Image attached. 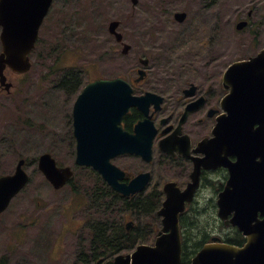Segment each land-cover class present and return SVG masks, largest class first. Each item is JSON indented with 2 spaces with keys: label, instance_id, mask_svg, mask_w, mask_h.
Masks as SVG:
<instances>
[{
  "label": "rangeland",
  "instance_id": "1",
  "mask_svg": "<svg viewBox=\"0 0 264 264\" xmlns=\"http://www.w3.org/2000/svg\"><path fill=\"white\" fill-rule=\"evenodd\" d=\"M254 6L263 21L264 43V0H138L136 5L130 0L54 1L30 55V71L19 76L9 73L14 87L0 96V175L12 174L23 159L29 176L25 189L0 214L4 264H80L79 245L87 244L79 239L85 237L84 205L93 184L92 170L74 165L75 144L67 139V120L76 93L67 89L63 75L80 71L78 87L119 74L136 77L142 58L149 61L142 89L180 87L205 75L209 64L217 72L246 53L244 32L235 26ZM175 10L186 13L184 22L173 19ZM113 20L120 21L118 31L130 46L126 56L109 35ZM44 152L59 166L72 168V186L61 190L50 186L37 169V158ZM139 169L147 170L145 165ZM128 170L138 172L136 167ZM153 172V184L165 176L156 167ZM213 196L208 190L199 197L205 211L195 207L191 219L202 234L228 238L231 229L210 206ZM131 219L138 224L135 215ZM78 228L82 236L66 234Z\"/></svg>",
  "mask_w": 264,
  "mask_h": 264
},
{
  "label": "water",
  "instance_id": "2",
  "mask_svg": "<svg viewBox=\"0 0 264 264\" xmlns=\"http://www.w3.org/2000/svg\"><path fill=\"white\" fill-rule=\"evenodd\" d=\"M136 4L137 0H131ZM52 0H0V88L8 92L10 84L6 83L5 69L26 73L30 70L29 54L33 51L40 26L49 10ZM179 21L184 14L176 15ZM120 22L109 23V33L117 41ZM244 23H239L240 30ZM129 47L124 45L126 54ZM264 51L253 62H263ZM146 65V61H141ZM241 64L236 63L231 70ZM142 79L145 73L139 71ZM235 80H240L237 76ZM252 86L238 85L239 94L251 93L256 102L247 107V111H232L226 118L221 117L217 124L216 136L227 147L236 146L238 157L233 166H229L230 179L225 190L219 195L218 217L226 220V225L237 228L245 237L241 247L232 246L213 238L211 243L202 247L192 258L190 264H264V92L260 79L257 84L247 80ZM250 90V91H249ZM130 86L121 79L99 80L88 84L82 90L73 106L74 133L77 138L75 164L90 167L100 173L105 181L123 196L135 194L149 181V174L135 177L129 184H120L124 173L114 167L110 160L118 154H139L149 152L155 130L148 120L138 124L149 126L146 138L140 135L131 137L123 143L115 140L113 130L118 128L122 116L131 106L138 107L145 114L148 108L143 105V98L131 96ZM258 123L259 128L251 133V124ZM248 145L252 148L248 149ZM144 146V149H143ZM246 147V148H245ZM24 160L17 163L12 175L0 177V214L9 206L10 201L26 185L28 175L23 169ZM38 169L54 189L62 188L72 177L69 167L59 168L48 153L38 158ZM173 185L165 186L166 200L158 215L162 217V228L157 233L153 245L141 244L131 253L117 255L105 264H180L181 240L178 215L184 211V201L178 197ZM262 219H258V215Z\"/></svg>",
  "mask_w": 264,
  "mask_h": 264
},
{
  "label": "flooded vegetation",
  "instance_id": "3",
  "mask_svg": "<svg viewBox=\"0 0 264 264\" xmlns=\"http://www.w3.org/2000/svg\"><path fill=\"white\" fill-rule=\"evenodd\" d=\"M178 13L182 12L177 10L172 12L173 19L178 23L184 22L187 15L182 21H179L176 17ZM240 21L245 23L240 32H244L242 46L246 53L241 55L238 60L229 62L225 68L217 72H214L215 68L209 64L206 67L205 75H201L193 81L183 82L180 87L172 85L171 90L165 88L163 91L142 89L148 80V70L143 79L138 77L139 69L136 70V77L121 74L114 77L126 80L132 88L133 95L131 96L143 98V105L148 108L147 114H145L138 107L131 106L122 117L118 128L113 130L115 140L123 143L129 137L135 140V136L140 135L146 141L150 127L141 126L137 128L138 124L145 120L152 123L156 132L151 141L149 159V152L144 150L139 154H118L110 160L114 167L120 168L124 172V178L119 181L120 183L129 184L138 175L146 173L150 175L148 183L142 189L123 198H135L147 194L152 189H157L162 194L160 209L166 200L165 186L172 184V189L178 192L179 199L185 204L184 211L178 215L181 237L187 230V226H190L191 222L193 223L191 217L194 208L201 207V212L205 211V205L200 204L199 197L208 190L213 191L214 194L213 198L209 200L213 203L210 206L217 207L219 210V195L225 190L230 179L229 166H233L238 160L234 152L237 149L236 146L227 147L216 136L218 120L221 117H228L232 111H247V107L256 102L251 93H237V85L240 84L246 91L247 87L252 86L251 83L246 82L247 80L257 84L256 79H260L259 84H261L264 92V56L262 63L251 61L264 50V43L261 41L263 21L260 19L258 9L255 6L247 8L244 12V18ZM1 29L0 27V31ZM1 51L0 42V53ZM237 61L243 63L238 68L230 70L232 64ZM9 73L15 76L19 74L16 75L9 68L5 69L6 82L10 84V90H12L14 85L12 78L8 76ZM237 76L240 80H235ZM78 81L75 80V82ZM82 89L78 88L73 91L76 93L74 102ZM69 92L72 93V91ZM4 93L6 92L0 88V96ZM262 107L264 109V101ZM67 124V139L76 145L73 110H71ZM258 128V123L251 124V133H255ZM251 148L252 146L248 145V149ZM142 165L146 166V171L139 169ZM134 167L138 169L137 173L128 170L129 168L134 169ZM155 167L161 172L164 170L165 176L163 178L160 176L157 182L153 184V169ZM97 174L101 184L106 185L111 191L121 196L105 181L100 173L97 172ZM156 217L159 219V226L161 227L163 218L157 213ZM231 217L228 215L227 219ZM226 220H222L223 226L231 227V225H226ZM160 227L156 229L153 236H150L151 239H155ZM231 228L237 232L236 228ZM78 229L66 234L78 235ZM66 234H63L62 239L67 238ZM189 234L193 237L202 233L200 230L196 231L193 226L189 230ZM56 238L59 239V236L57 235ZM242 239L238 245L244 243ZM234 240L237 239L231 241ZM0 264H4L1 255Z\"/></svg>",
  "mask_w": 264,
  "mask_h": 264
},
{
  "label": "trees",
  "instance_id": "4",
  "mask_svg": "<svg viewBox=\"0 0 264 264\" xmlns=\"http://www.w3.org/2000/svg\"><path fill=\"white\" fill-rule=\"evenodd\" d=\"M69 73H74L69 79H63L64 82L79 84L81 72H66L63 78ZM75 82V80H78ZM93 182L92 188L87 192V224L86 238L81 241H87L86 245H79L80 251L77 255V261L80 264H103L106 260L113 258L118 254L131 252L138 244L151 240L159 227V219L156 212L160 207L162 194L157 189H152L145 195L135 198H123L111 191L106 185L101 184L99 177L93 171L90 172ZM101 185V186H100ZM75 189V188H73ZM127 215H135L138 218V224L135 222L126 230L125 219ZM194 223V224H193ZM187 226V230L182 235V259L181 264H189L191 257L209 241L206 234L194 235L191 237L189 230L194 229L195 220ZM232 239H237L231 241ZM240 234L232 233L231 237L225 241L238 245L241 240ZM243 240V239H242Z\"/></svg>",
  "mask_w": 264,
  "mask_h": 264
},
{
  "label": "bare ground",
  "instance_id": "5",
  "mask_svg": "<svg viewBox=\"0 0 264 264\" xmlns=\"http://www.w3.org/2000/svg\"><path fill=\"white\" fill-rule=\"evenodd\" d=\"M205 24V23H204Z\"/></svg>",
  "mask_w": 264,
  "mask_h": 264
}]
</instances>
